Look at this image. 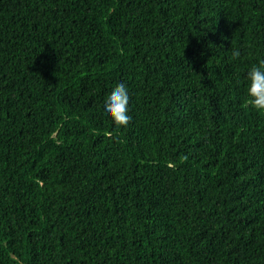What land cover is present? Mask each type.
Listing matches in <instances>:
<instances>
[{
  "label": "trees",
  "instance_id": "obj_1",
  "mask_svg": "<svg viewBox=\"0 0 264 264\" xmlns=\"http://www.w3.org/2000/svg\"><path fill=\"white\" fill-rule=\"evenodd\" d=\"M260 59L264 0H0V264H264Z\"/></svg>",
  "mask_w": 264,
  "mask_h": 264
},
{
  "label": "clouds",
  "instance_id": "obj_2",
  "mask_svg": "<svg viewBox=\"0 0 264 264\" xmlns=\"http://www.w3.org/2000/svg\"><path fill=\"white\" fill-rule=\"evenodd\" d=\"M232 55L239 57L240 52L234 50ZM245 87L250 104L257 111L264 112V59H260L246 72ZM128 105V89L124 83H119L104 99L101 114L119 126H126L131 120Z\"/></svg>",
  "mask_w": 264,
  "mask_h": 264
},
{
  "label": "bare ground",
  "instance_id": "obj_3",
  "mask_svg": "<svg viewBox=\"0 0 264 264\" xmlns=\"http://www.w3.org/2000/svg\"><path fill=\"white\" fill-rule=\"evenodd\" d=\"M259 113V112H258ZM251 115V114H250ZM257 116V115H256ZM181 124V123H180Z\"/></svg>",
  "mask_w": 264,
  "mask_h": 264
}]
</instances>
